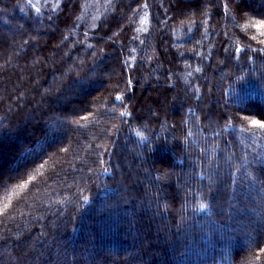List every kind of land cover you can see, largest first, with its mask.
Here are the masks:
<instances>
[{
  "label": "trees",
  "instance_id": "trees-1",
  "mask_svg": "<svg viewBox=\"0 0 264 264\" xmlns=\"http://www.w3.org/2000/svg\"><path fill=\"white\" fill-rule=\"evenodd\" d=\"M37 3L0 0V264H264V0Z\"/></svg>",
  "mask_w": 264,
  "mask_h": 264
},
{
  "label": "snow or ice",
  "instance_id": "snow-or-ice-1",
  "mask_svg": "<svg viewBox=\"0 0 264 264\" xmlns=\"http://www.w3.org/2000/svg\"><path fill=\"white\" fill-rule=\"evenodd\" d=\"M258 27H259V28H264V22H261V23L258 25ZM236 50H237V51H240L239 48H237ZM116 99H117V100H120L121 97L117 96ZM251 124H252L253 126H255L256 128H259V129H261V130H264V123H262V122H259V121H257V120H252V121H251ZM21 187H23V185H21ZM5 207H6V205H5ZM201 207H203V206H201ZM261 251H264V249H261Z\"/></svg>",
  "mask_w": 264,
  "mask_h": 264
},
{
  "label": "rangeland",
  "instance_id": "rangeland-1",
  "mask_svg": "<svg viewBox=\"0 0 264 264\" xmlns=\"http://www.w3.org/2000/svg\"><path fill=\"white\" fill-rule=\"evenodd\" d=\"M34 2H36V3H37V2H40V0H34ZM37 4H38V3H37Z\"/></svg>",
  "mask_w": 264,
  "mask_h": 264
}]
</instances>
